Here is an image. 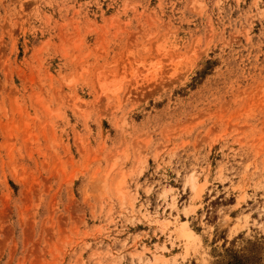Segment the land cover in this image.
Here are the masks:
<instances>
[{
	"label": "rangeland",
	"instance_id": "374dc122",
	"mask_svg": "<svg viewBox=\"0 0 264 264\" xmlns=\"http://www.w3.org/2000/svg\"><path fill=\"white\" fill-rule=\"evenodd\" d=\"M0 264H264V0H0Z\"/></svg>",
	"mask_w": 264,
	"mask_h": 264
},
{
	"label": "bare ground",
	"instance_id": "6f19581e",
	"mask_svg": "<svg viewBox=\"0 0 264 264\" xmlns=\"http://www.w3.org/2000/svg\"><path fill=\"white\" fill-rule=\"evenodd\" d=\"M117 90H112V92L114 93V92H116ZM194 187V186H193Z\"/></svg>",
	"mask_w": 264,
	"mask_h": 264
}]
</instances>
